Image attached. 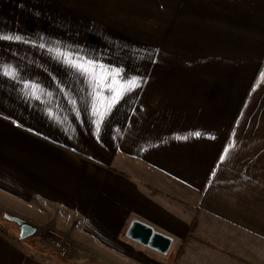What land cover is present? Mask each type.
I'll use <instances>...</instances> for the list:
<instances>
[{
	"label": "crops",
	"instance_id": "crops-1",
	"mask_svg": "<svg viewBox=\"0 0 264 264\" xmlns=\"http://www.w3.org/2000/svg\"><path fill=\"white\" fill-rule=\"evenodd\" d=\"M11 208L101 255L197 215L264 264V0H0V264H69Z\"/></svg>",
	"mask_w": 264,
	"mask_h": 264
},
{
	"label": "rangeland",
	"instance_id": "rangeland-1",
	"mask_svg": "<svg viewBox=\"0 0 264 264\" xmlns=\"http://www.w3.org/2000/svg\"><path fill=\"white\" fill-rule=\"evenodd\" d=\"M12 209V210H11ZM6 209V211L3 215H7L10 217H17L21 220H24L25 216L24 214L20 213H14L13 210L17 208H11ZM55 218H57V215H54ZM53 216V217H54ZM49 215L43 216L41 218V222L44 223L43 225L45 228L43 229H37L35 234L33 235L35 239L42 240L45 243H52L53 248L55 251H58L61 255H66L65 258L69 262V264H191L188 260L186 261L184 258V254L186 251H183L181 259L178 261L176 259V255L178 253L179 247L178 243H175L169 250V252L166 255H156V254H150L146 253V251L142 250V247L135 244L137 247V250H134L133 252H130L129 249L125 250V253L123 254H112V253H106L105 251L102 253L97 252L99 249L98 245H92L93 241L90 239H87L85 236L82 237L81 235L77 234L74 235V233H77V230L73 231L72 236L73 240L67 239L63 235V231L61 229H58L60 225L56 222L49 221ZM192 217V215H191ZM11 225L16 226L14 223L9 222ZM56 226L53 227L55 229H46V226ZM204 226V227H202ZM207 227V229L205 228ZM209 224L208 221L205 219H202L201 217L196 215V229L195 234L196 237L199 238L201 241L210 243L212 242V239H218L220 238L221 242L219 245H217L215 249L209 248L205 246L204 244H199L197 247H191L189 251H196V249L199 250V253H202L204 255H201V262L195 263V264H240L235 261H229L228 257H226L223 253H231L235 256L241 257V258H248L253 260V256L247 254L246 256L242 255V252L240 250V247L232 243L233 239L238 240L239 238L236 236H229L231 241H228V245H223V238L221 236V231L219 233L215 230L213 232H210V229H208ZM229 233V231H228ZM234 234V233H233ZM48 238V239H45ZM230 242V243H229ZM133 245V244H132ZM212 247V246H211ZM202 251V252H201ZM219 253V254H218ZM142 257L141 262H134L133 257ZM211 258V262L207 261L206 259ZM64 258V257H63ZM219 259V260H218ZM224 259L228 260V263ZM138 260V259H137ZM242 264H256L253 261H250L248 263Z\"/></svg>",
	"mask_w": 264,
	"mask_h": 264
},
{
	"label": "water",
	"instance_id": "water-1",
	"mask_svg": "<svg viewBox=\"0 0 264 264\" xmlns=\"http://www.w3.org/2000/svg\"><path fill=\"white\" fill-rule=\"evenodd\" d=\"M4 218L17 226L19 239L30 237L35 232L34 225L27 221L7 215H4ZM125 237L160 255H166L172 245V239L169 236L154 230L150 225L139 220L130 222L125 231Z\"/></svg>",
	"mask_w": 264,
	"mask_h": 264
},
{
	"label": "trees",
	"instance_id": "trees-1",
	"mask_svg": "<svg viewBox=\"0 0 264 264\" xmlns=\"http://www.w3.org/2000/svg\"><path fill=\"white\" fill-rule=\"evenodd\" d=\"M195 229H196V216L192 217V219L190 220L187 235L183 240L180 241L178 245L179 250L176 255V259L178 261L181 259L183 251L186 249L187 244H189L192 241H199V239L196 237Z\"/></svg>",
	"mask_w": 264,
	"mask_h": 264
}]
</instances>
